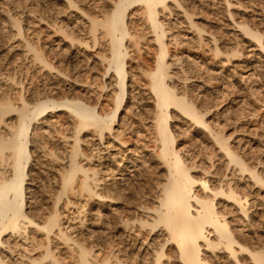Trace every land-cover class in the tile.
<instances>
[{
  "label": "rangeland",
  "instance_id": "rangeland-1",
  "mask_svg": "<svg viewBox=\"0 0 264 264\" xmlns=\"http://www.w3.org/2000/svg\"><path fill=\"white\" fill-rule=\"evenodd\" d=\"M116 1L0 0V99L5 101L8 98L19 105L22 95L32 104L40 94L48 97L52 93L49 97L57 101L79 98L96 107L99 112H109L114 106L113 100L117 91L114 74L109 72L105 75L104 71L105 59L109 55V42L104 37V31L99 28L96 33L99 40L94 45L89 19L106 17L113 10ZM179 1L183 3V8L177 9L170 4L171 10L161 14L162 24L167 31L164 41L170 50L168 62L172 65V79L169 83L179 93L196 101L202 111L211 110L206 119L213 128L221 132L231 146L238 149L249 167L256 168L264 177V38L261 47L257 42H251V36L244 37L242 30L238 28L241 25L264 36V0ZM184 10L189 12L192 21L204 33L200 34L191 29ZM127 22L131 34L140 42L138 48L130 40L127 42L131 53L127 61L128 95L122 105L121 116L117 118L114 132L111 136L106 135L103 144L99 143L98 137L91 130L80 135L83 141L81 150L93 158L90 159L91 162L83 159L81 161L86 167L96 168L100 172V164H103L100 165L102 168L106 166L110 170L107 174L104 173L106 177L103 178L102 187L111 186L112 176L109 174L112 175V171H122L120 173L123 174L119 177L123 181H116V184L122 189L130 188L129 191L134 195H145L152 194L154 184L162 183L165 177V170L156 161V154L152 153L155 144V107L147 78L149 69L154 67L158 45L138 8L131 10ZM17 26L20 27V33ZM216 46L218 53L214 50ZM36 53L46 62L53 63L56 69H42L35 63L39 62L35 57ZM232 54L236 56L233 57ZM54 88L57 90L51 91ZM59 114L52 117L49 123L43 124L42 120L39 121L35 134L31 135L36 137L34 140L38 151L34 154V166L29 169L30 179L28 178L26 187L30 188L27 196L32 201L29 204L32 208L31 215L37 219H43L53 208L52 199L59 191L61 171L66 166L67 160L64 158L70 152L74 141L69 116L65 113ZM171 116L177 147L190 159V165L195 162L197 166H201V169L196 170L198 175L201 176L202 168H206L211 174L225 175L229 179L234 177L239 183L241 175L233 171L232 174L226 173V161L221 159L207 133L196 129L183 115L175 111L171 112ZM15 118L16 115L11 114L6 122L12 125ZM2 131L6 132L5 129ZM118 133L125 142L122 147L118 140L117 144L113 142L112 136L119 135ZM52 153L57 157L52 158ZM210 156L212 161L208 159ZM133 159L139 160L144 166L143 172L148 173H142L140 180L123 178L129 177L125 175V168H129ZM211 163H215L212 170L208 168ZM119 164L123 167H119ZM146 166L150 167L151 172ZM247 179L249 178L246 177L245 183L238 185L242 195H248L251 202L256 200L251 214L252 227L247 238L250 245L262 250L264 190L253 188ZM74 195H70L72 204L68 207L65 205L66 198L60 204L62 224L74 239L88 247L94 246L93 251L98 255V260L93 264L100 263L102 242L109 244L113 240L122 241L119 247L123 251L119 256L131 255L133 262L151 264L152 240H161V233L149 238L147 231H142L139 236L138 231L134 230L131 233H124L122 229L115 232L107 230L108 235L105 231L106 237L102 241L101 219L107 217V221H110L114 211L105 208L95 198ZM141 199L143 200L142 197ZM37 237L38 240L34 243L12 238L10 243L15 251L12 250L8 255L5 250L10 264H28L30 258L41 260L43 250L37 247L45 238L39 234ZM57 238L52 239L51 245L57 259L62 264H78L66 244ZM16 244L19 245L17 248L14 246ZM107 251L105 252L108 253ZM167 255H171V252L168 251ZM113 259L112 262L115 261ZM215 263L223 264L213 261ZM39 264H49V261H40Z\"/></svg>",
  "mask_w": 264,
  "mask_h": 264
},
{
  "label": "bare ground",
  "instance_id": "bare-ground-1",
  "mask_svg": "<svg viewBox=\"0 0 264 264\" xmlns=\"http://www.w3.org/2000/svg\"><path fill=\"white\" fill-rule=\"evenodd\" d=\"M170 4L177 9L183 8V3L179 0H117L109 15L106 14V17L101 19H89L94 45H97L99 40L96 35L99 28L104 31V37L109 42V55L105 59L104 71L105 75L109 72L114 74V86L117 89L113 100L114 106L109 112H99L96 107L79 98L57 101L49 97L52 93L49 94V98L44 97L45 95L42 97L40 94L32 104H29L22 95L19 98V105L8 98L5 101L0 99V264H10L5 250L8 255L15 251L10 243L12 238L34 243L38 240V234L45 238L37 247L43 250L41 260L36 261L30 258L28 264H39L40 261L45 260H48L49 264H62L51 246L52 239L55 237L66 244L78 264H93L97 261L98 255L93 251L94 246L88 247L85 243L74 239L62 224L60 204L63 198H66V207L71 205V194L81 198L85 196L89 199L95 198L102 202L105 208H111L110 210L114 211V213L111 212L114 216L112 215L110 221H107V217L101 219L104 230L101 232L102 241L106 237L105 231L108 235L107 230L115 232L117 229H122L124 233H131L134 230L138 231V234L147 231L149 238L151 235L161 233L163 239L159 235L161 240L154 239L153 243H150L153 258L151 264H165V262L166 264H213V261L223 264H264V249L250 245L247 238L249 236L247 233L252 227L251 214L256 200L251 202L250 197L242 195L238 187L239 184L245 183L244 179L248 177L247 180H250L253 188L264 190V177L256 168L249 167L243 155L237 151L238 149L231 146L226 137L213 128L211 122L206 119L211 110L202 111L201 107L199 108L195 103L196 101L188 99L169 83L172 79L170 73L172 65L168 62L170 50L164 41L167 31L162 24L161 14L171 10ZM137 8L153 32L154 41L158 45L155 64L152 69L150 68L151 70L149 69L147 78L155 107L153 117L155 144L152 153L156 154V161L165 170L163 182L154 184L151 190L153 193L145 195H134L129 191L130 188L122 189L116 184V181H123L119 177L122 176L123 173H120L122 171H112L114 173L109 174L110 177L112 176L111 186L102 187L103 178L106 177L104 175L110 170L106 166L102 168L100 165L103 164H100L98 166L100 172L82 163V159L90 161L92 157L85 155L81 150L83 141L80 138L82 133L91 130L93 135L98 137L99 143L103 144L106 135L111 136L117 126V118L121 116L120 111L128 95L127 61L131 53L127 42L131 41L137 48L140 43L131 34L127 22L131 10ZM183 13L188 17L189 25L194 32L204 33V30L192 21L187 10ZM17 28L20 33V27L17 26ZM238 28L242 30L244 37L251 36V42H257L263 47V35L241 25ZM213 40L216 42L215 39ZM214 50L219 52L217 46ZM232 55L236 56V54ZM35 57L39 61L35 63L42 69L52 71L56 69L53 63L46 62L39 53H36ZM54 90L57 89H51V91ZM172 111L183 115L188 123L207 133L209 139L213 140L221 159L226 161V173L230 174L233 171L241 175L239 183L234 177L229 179L225 175L211 174L206 168H202L201 176L198 175L196 170L201 166H197L194 161L190 165V159L177 147V136L171 126ZM62 113L70 118L74 141L70 152L64 158L67 160L66 166L61 171L59 191L53 194V208L50 206L52 209L48 211L47 216L44 213L43 219H37L32 216L33 214L31 215L32 208L29 204H32V201L30 202L28 200L30 197L27 196L30 194V188L26 187L30 176L29 169L34 166L32 164L35 160L34 154L38 151L34 140L36 137L31 135L35 134L39 121L42 120L43 124L49 123L52 117ZM11 114L16 115L15 123L12 125L6 122V118ZM2 129L8 132L4 131L5 134H3ZM119 136L121 135L112 136L113 142L116 143L118 140L122 147L125 142ZM51 155L52 158L56 156L53 153ZM208 159L212 161L211 156ZM130 163L129 168H125L127 172L125 175L129 177L123 178L140 180L142 173L146 172H143L144 166L137 159H133ZM120 166L123 167L119 164ZM147 168L150 171V167ZM208 168L211 170L215 168V163H211ZM235 226L239 229L234 228ZM121 242L117 240L109 244L102 242L100 250L102 258L100 257L99 264L140 263V261L133 262L131 255L119 256L123 251L119 247ZM14 246L17 248L19 245ZM168 251L171 255H167ZM113 258L115 261L112 262ZM170 261L172 263H169Z\"/></svg>",
  "mask_w": 264,
  "mask_h": 264
}]
</instances>
